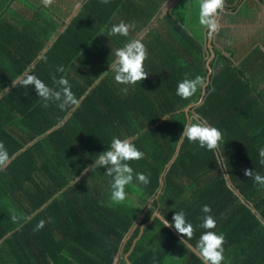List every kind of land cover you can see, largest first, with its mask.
Listing matches in <instances>:
<instances>
[{
	"label": "trees",
	"instance_id": "obj_1",
	"mask_svg": "<svg viewBox=\"0 0 264 264\" xmlns=\"http://www.w3.org/2000/svg\"><path fill=\"white\" fill-rule=\"evenodd\" d=\"M6 3L0 0V142L12 160L0 171V264H203L195 246L207 231L204 205L217 222L213 231L226 239L223 264H264V186L244 174L264 176V79L248 76L260 53L235 65L234 53L212 42L209 84L186 115L201 90L188 100L176 90L185 78L206 80L203 26H181L169 13L153 26L156 9L146 5L129 16L128 37H108L112 26L98 8L115 5L88 0L69 26L45 17L43 26L19 29L6 23ZM130 39L148 50L149 76L134 86L116 83L109 67ZM25 73L57 90L52 77H66L79 107L44 108L35 86L20 84ZM190 117L223 132L219 151L179 141ZM114 137L145 153L130 166L150 180L145 186L134 178L122 204L111 201L106 168L84 171ZM179 211L195 229L187 245L163 223ZM41 220L45 227L36 231Z\"/></svg>",
	"mask_w": 264,
	"mask_h": 264
},
{
	"label": "clouds",
	"instance_id": "obj_2",
	"mask_svg": "<svg viewBox=\"0 0 264 264\" xmlns=\"http://www.w3.org/2000/svg\"><path fill=\"white\" fill-rule=\"evenodd\" d=\"M45 6H49L52 0H43ZM101 3L108 4L109 0H101ZM226 11V0H199L198 22L203 26L208 37L211 39L220 31V18ZM134 25L125 22H120L111 27L108 37L122 36L128 37ZM113 53V51H112ZM115 59L109 64L111 73H114V80L121 85L134 86L137 82L144 81L149 74L145 70V61L148 59V50L143 42L139 39H130L123 47L114 50ZM57 71L64 72L63 66H59ZM109 72H105V75ZM54 83L58 86L56 88L49 87L37 76L25 73L20 81L24 88L34 85L35 91L44 101L43 107H49V102H55L61 110H75L79 107L81 100L78 99L72 92L71 84L66 77L56 79L52 77ZM206 86V80L203 76L197 75L195 78L183 79L177 87L176 94L182 99L188 100L193 97L198 90H202ZM128 87H124L122 91L128 92ZM192 117L189 122L184 125V130L180 136L179 141L183 142L187 139L190 143H198L201 148H207L209 151H219L223 143V132L217 127L211 126L207 120L198 119L192 122ZM260 163L264 165V148L259 149ZM145 153L139 150L131 139H120L114 137L111 141L110 147L107 151L98 155L89 170L94 171L96 168H106V176L111 177V201L115 204H122L127 199L126 187L133 184L134 178L141 184L147 186L150 183L149 177L144 173H135L130 166L131 161H139L144 159ZM10 156L5 144L0 142V171L5 170L11 163ZM244 174L252 178L257 184L264 186V176L259 173H254L250 169H246ZM212 211L209 205L202 207V212L205 213L202 217L200 227L207 230L199 238L196 243L195 251L203 264H223L225 260L226 243L225 236L221 233L213 231L217 227L215 218L210 214ZM159 216L157 211L152 213ZM11 219L13 222L18 221V216L15 211H12ZM165 227H174L184 239L181 243L187 245L194 236V226L186 219L184 211L175 212L173 222L170 223L163 218ZM46 222L41 220L37 226L36 231L42 230Z\"/></svg>",
	"mask_w": 264,
	"mask_h": 264
},
{
	"label": "crops",
	"instance_id": "obj_3",
	"mask_svg": "<svg viewBox=\"0 0 264 264\" xmlns=\"http://www.w3.org/2000/svg\"><path fill=\"white\" fill-rule=\"evenodd\" d=\"M6 1L4 19L8 25L17 26L19 29L29 25L43 26L42 20L45 17H50L55 26H69L71 19L88 3V0H52L51 5L45 6L43 0ZM109 2L115 7L103 5L98 8V12L109 20L105 26H113L122 21L128 23L129 16L136 14L146 5L156 9L152 18L153 26L157 25V19L168 13L181 26H201L198 22L199 0H109ZM120 2L128 5L127 10L116 6ZM132 19L131 16L130 20ZM220 23V31L212 37V42L219 48H223L224 45L228 47L234 53L235 65H239L249 55L258 51L260 55H257L255 61L261 63L253 67L255 69H252L248 76L254 75L256 78L264 79V0H226V11L222 14ZM240 31L242 32L238 34ZM6 60L10 62V58ZM258 73L260 75L256 76ZM15 83L14 81L13 84ZM260 87L263 88L264 84Z\"/></svg>",
	"mask_w": 264,
	"mask_h": 264
},
{
	"label": "water",
	"instance_id": "obj_4",
	"mask_svg": "<svg viewBox=\"0 0 264 264\" xmlns=\"http://www.w3.org/2000/svg\"><path fill=\"white\" fill-rule=\"evenodd\" d=\"M206 46L209 50V53H210V57L209 59L207 60L206 62V69H207V75H206V86L201 90V97H200V100L196 103V104H193V105H189L187 106L185 109H184V113L187 115L188 114V111L195 105H198L202 102V99L205 95V88L207 87V85L209 84V81H210V75L212 73V70H211V67H210V62L211 60L214 58V51H213V46H212V38L210 39L208 36H207V42H206ZM189 122V120H188ZM187 122V123H188ZM179 144L180 142L178 143L177 147H176V151L178 150L179 148ZM173 161V158L170 160V162L166 165L169 166V164ZM160 182L162 183V180L160 179Z\"/></svg>",
	"mask_w": 264,
	"mask_h": 264
},
{
	"label": "rangeland",
	"instance_id": "obj_5",
	"mask_svg": "<svg viewBox=\"0 0 264 264\" xmlns=\"http://www.w3.org/2000/svg\"><path fill=\"white\" fill-rule=\"evenodd\" d=\"M241 32H242V31H240V32H237V33L239 34V33H241Z\"/></svg>",
	"mask_w": 264,
	"mask_h": 264
}]
</instances>
